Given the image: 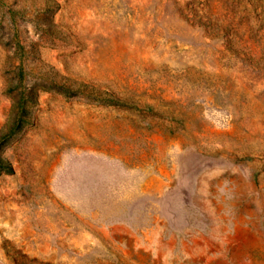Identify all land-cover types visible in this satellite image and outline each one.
Masks as SVG:
<instances>
[{
    "label": "rangeland",
    "instance_id": "rangeland-1",
    "mask_svg": "<svg viewBox=\"0 0 264 264\" xmlns=\"http://www.w3.org/2000/svg\"><path fill=\"white\" fill-rule=\"evenodd\" d=\"M0 264H264V0H0Z\"/></svg>",
    "mask_w": 264,
    "mask_h": 264
},
{
    "label": "trees",
    "instance_id": "trees-1",
    "mask_svg": "<svg viewBox=\"0 0 264 264\" xmlns=\"http://www.w3.org/2000/svg\"><path fill=\"white\" fill-rule=\"evenodd\" d=\"M1 164L6 165L7 170H12L11 165H10L7 161L1 159V157H0V165H1Z\"/></svg>",
    "mask_w": 264,
    "mask_h": 264
}]
</instances>
